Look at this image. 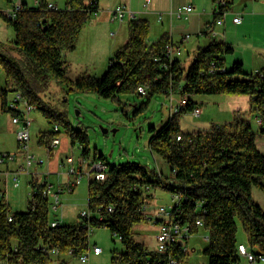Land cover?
<instances>
[{"label": "trees", "instance_id": "16d2710c", "mask_svg": "<svg viewBox=\"0 0 264 264\" xmlns=\"http://www.w3.org/2000/svg\"><path fill=\"white\" fill-rule=\"evenodd\" d=\"M211 1L221 12L229 9L233 0ZM48 3L49 0H37L36 5L28 6L22 2L14 20L4 16L14 37L10 45L0 42V66L6 84L5 88L0 87L1 110L11 116L21 115L8 106L10 94L19 92L44 115L59 121L70 143L78 142L81 156L89 160L85 133L75 129L61 114H49L40 105L34 86H42L48 77H53L69 90L92 91L112 99L123 93L141 94L139 85L145 87L147 97L178 90L185 102L160 127L150 126L148 139L150 151L166 162L171 178L162 180L160 173L140 163H106L104 179L87 182L89 216L81 217L78 213L75 222L63 223L60 219L55 226L50 224L53 216L49 198L37 194L34 207L28 201L26 210L11 211L0 191V259L7 264H67L62 257L68 251L78 256L87 249L89 222L93 228L108 227L124 245L122 252L114 253V262L157 264L168 254L182 260L188 253L181 243L173 245L167 254L148 250L134 240V225L147 219L144 206L151 186L181 195L172 214L188 224L191 233L199 229L194 225L195 219L202 220L200 228L207 233L202 253L207 256V264L239 263L237 221L245 232L248 249L264 256V210L251 194L252 187L264 192V154L255 142L257 133L264 134V69L246 72L240 61L228 69L224 54L231 52L232 46L214 36L195 50L185 68L180 57L171 60L165 57L163 46L169 40L166 35L148 43L149 21L133 17L127 22L126 42L114 51L105 72L72 79L65 74L63 53L74 49L84 23L98 9V0H66L62 9L48 8ZM217 14L213 12V21ZM11 50L20 57L11 55ZM194 94L247 96L249 113L261 123L255 131L248 119L237 116L223 124H212L207 130L182 131L178 116L197 108L190 98ZM58 135L59 126L56 131L41 133L38 144L48 147ZM54 249L56 253L52 252Z\"/></svg>", "mask_w": 264, "mask_h": 264}, {"label": "rangeland", "instance_id": "374dc122", "mask_svg": "<svg viewBox=\"0 0 264 264\" xmlns=\"http://www.w3.org/2000/svg\"><path fill=\"white\" fill-rule=\"evenodd\" d=\"M65 1L52 0L59 9L64 8ZM172 1L175 2V5H172L171 0H150L145 6L143 5L144 0H99V9L92 12L87 18L75 40L74 49L63 53L65 59L63 67L66 76L72 79L83 74L100 76L107 69L114 51L126 42L129 18L126 16L120 23L109 21L107 9L115 6L116 2L125 4L127 9L134 12V17L148 19L150 26L146 39L148 43H150L149 40L155 41L163 30L173 34L174 42L181 45L182 51L179 56L183 55L181 57L183 66L187 68L193 58L195 44H205L212 38V35L198 37L194 30L202 18L198 19L194 11L190 13L187 20L168 15L170 10H176L178 7L189 4L185 3L187 0ZM16 2L17 0H0V42L5 45L11 44L14 33L5 20L4 13L12 9ZM22 2L33 6L36 5L37 0H21V5ZM263 2L264 0H233L229 11L224 10L228 17L238 13L245 21L236 37H234V31L230 32L231 39L229 40H232L230 42L234 44L231 45L233 50L224 54L225 65L228 69L235 61H240L246 72L256 73L264 67V49L256 47H264V45H260L263 43V31H259L255 24L251 26L247 22L248 15L258 13V18L261 16L264 10ZM207 3L208 6L201 7L199 12L201 15L206 14L210 21L211 1L208 0ZM104 7L107 9H102ZM159 15L162 17L161 20L158 19ZM187 34L190 35L188 40L183 41L184 44L180 43L182 36ZM10 54L20 57L14 50H11ZM0 72V87L5 88L2 66H0ZM8 86L13 88L11 84ZM34 88L41 101L40 105L47 108L49 114L52 116L61 114L75 129H81L85 133L88 140L89 160L100 159L99 161L102 160L105 164L128 161L140 163L160 173L162 180L171 178L166 162L158 154L150 151L148 139L150 136L149 127H160L170 115L179 111V107L185 102L181 99L178 90L169 95L154 93L149 97L145 94L123 93L112 99L101 97L92 91L69 90L63 82L53 77H48L44 85L34 86ZM190 98L195 101L198 114L194 115L190 110H185L178 116L182 131L207 130L212 124H223L237 116L248 119L253 130L256 131L258 128L256 117L249 113V98L247 96L194 94ZM11 118V114L1 110L0 107V151L15 154L18 150L15 136L17 125L11 123ZM29 119L30 152L35 158L44 159V162L42 165L30 167L31 173L29 174L20 173L16 187L12 185L11 176L4 184L3 175H0V189L5 192V198L11 211L27 209L30 198L29 180L32 176L38 180L46 176L48 182L55 189L73 180L74 175L68 173L71 165L85 171L88 162L81 156L79 143L76 142L74 145L70 143L66 130L61 124H58L59 121L47 117L42 110L36 107L29 112ZM55 122L59 126L60 143L53 147L49 154L47 147L38 144V139L41 133L51 131ZM255 142L258 149L264 154V134L257 133ZM19 162L22 161L18 155L14 163L11 162L7 166L0 165V171L14 170ZM87 182L88 179L84 175L82 181L75 185L71 192L63 190L59 193L60 205H58L57 211L50 208L51 216L59 217L61 214L63 223L78 220V213L86 209ZM148 193L150 195L146 199L144 213H153L157 207L168 208L172 204L170 192L163 187L151 186ZM251 194L255 202L264 210V192L257 187H252ZM50 200L52 201V198ZM133 228L135 231L134 240L144 244L148 250H155L157 228L152 220L146 219L145 222L135 224ZM206 236V231L199 228L197 232L187 238L185 253L188 254L179 260L181 264H207V256L202 253V249L207 244ZM236 239L238 242H243L244 245L247 244L245 232L239 221H237ZM93 244L98 245L101 252L96 255L91 253L85 262H81L77 255L72 254L64 255L62 258L67 264H124L112 260L115 252L124 250V245L118 237L111 233L108 227L102 225L93 229L88 239V247L90 248ZM51 264H57V262ZM238 264H264V262L251 263L244 256H240Z\"/></svg>", "mask_w": 264, "mask_h": 264}, {"label": "built area", "instance_id": "2783aa9c", "mask_svg": "<svg viewBox=\"0 0 264 264\" xmlns=\"http://www.w3.org/2000/svg\"><path fill=\"white\" fill-rule=\"evenodd\" d=\"M149 2V0L144 1V5H146ZM223 2H220V5H222ZM48 8L56 9V5H53L52 3H48ZM21 9V0H17L14 7L12 9L7 10L4 13V16L8 19L14 20L16 18L17 12ZM193 11V6L191 4L183 5L181 7H178L174 11H170L169 15L174 16L178 19H187L188 15ZM213 12L218 13L217 18L214 21L208 22L204 25L203 29L200 30V34H205L207 32H210L212 34V26L214 24L221 25L225 21L226 12L225 11H219V8L217 5H214ZM128 17L129 19L134 17V12L127 9V7L123 4H118L114 6L113 9L109 11V21L110 22H122L125 17ZM161 15L158 16V19L161 20ZM232 21L234 23H239L241 21V17L239 15H236L232 18ZM189 35H185L184 39H188ZM164 55L169 60L173 59L174 57H178L181 54V47L177 45L176 43H173L170 39L164 43L163 46ZM1 74V72H0ZM138 91L141 94H145L146 89L144 86L139 85L137 87ZM8 106L11 109H15L20 111L21 115H13L11 118V123L17 125V129L15 131L16 141H17V152L9 153V152H1L0 151V165H5L15 161L16 157L19 155L22 162H19L18 165L14 170H8L2 171L1 174L3 175V183L6 184L8 181V177L11 176L12 185L14 187L18 186V175L20 173H31L30 167L33 165H42L44 162V159L42 158H35L33 154L30 152L29 147V125H30V119H29V112L31 109L34 108V106L30 103H28L19 92L14 91L11 94V97L8 101ZM192 113L194 115L198 114V109L195 108ZM257 124L259 125L261 123L260 119H257ZM54 131L58 129V126L54 124L53 128ZM177 140H180V136L176 137ZM60 143L59 137H53L50 140V143L47 147V153H49V149H52L53 147L57 146ZM17 154V155H16ZM84 160V159H83ZM86 164V170L76 169L71 165V167L68 170L69 174L74 175V178L72 181H69L64 184V186H58L57 188H53V185L48 182L46 176L40 178L41 180H38L35 176H32V178L29 180L30 184V191H29V201L32 207H34L35 199L37 194H40L41 196H45L47 198H52V201L50 200V208L54 211H57L58 205H60L59 202V193H61L63 190H67L68 192H71L75 185L79 184L82 181V178L84 175H86L87 179H95V180H103L105 177V169L106 165L101 164L97 159L87 160ZM46 174V173H45ZM35 183V186H33V183ZM39 185L41 187H39ZM0 191L3 193L4 197L5 192L0 189ZM171 195V202L172 204L167 208L164 206H160L155 208L153 213H145V216L147 219L152 220L153 224L157 228L156 231V240L157 245L155 247V251L158 253H169V249L173 245H177L178 243L183 249V251H186V245L185 242L187 238L192 234L190 232V226L188 224H183L179 220L175 219L172 214V209L178 205V203L181 200V195L177 192L170 193ZM6 199V198H5ZM108 210L111 211L112 208L108 207ZM146 210V204L144 206V211ZM81 217L89 216V212L86 209L81 210L79 212ZM62 218L61 214L59 217L53 216V219L51 220V226H55L59 223L60 219ZM11 219V216H8V220ZM194 225L200 228L202 226V220L200 218H196L194 221ZM93 227L87 222V236L89 239L90 234L93 232ZM207 238V236H206ZM183 245V247H182ZM238 253L241 256H244L249 262L255 263V262H264V256L262 255H255L252 253L248 247L242 243H239L237 245ZM52 252L56 253L57 250L54 249ZM101 252V248L93 244L90 248L87 247V249L78 255V258L81 262H85L89 255L91 253L93 254H99ZM68 254H71V251H68ZM0 264H7L6 261H3L0 259ZM157 264H181L179 260L176 258L167 255L166 259L161 262L159 261Z\"/></svg>", "mask_w": 264, "mask_h": 264}, {"label": "crops", "instance_id": "0c3cea01", "mask_svg": "<svg viewBox=\"0 0 264 264\" xmlns=\"http://www.w3.org/2000/svg\"><path fill=\"white\" fill-rule=\"evenodd\" d=\"M122 1H128V0H122ZM145 1V0H144ZM207 1L208 0H187L185 3H191V5L193 6V11H194V14L197 16V18L199 19V18H202L201 19V22L198 24V27H196L195 28V32L197 33V35H198V37H200V36H214V38L216 39V40H220V41H225V42H227L230 46L231 45H234L233 44V42H230V41H232V40H229V39H231L230 38V32L231 31H234V33H235V36L234 37H236L237 35H238V31L240 30V28L242 27V25H243V23L245 22L244 20H243V17L242 16H240L238 13H235V14H233L231 17H228V14L225 16V21H224V23L223 24H221V25H216V24H214L213 26H212V34L210 33V32H207V33H205V34H200L199 32H200V30L201 29H203V27H204V25L206 24V23H208V22H211V21H213V10H214V3H212V1H211V12H209V14H210V16H211V20L210 21H208L209 19L207 18V15L205 14V15H201V12H199V9L201 8V7H207L208 6V3H207ZM49 2L50 3H52L53 5H56V3H54V2H52V0H49ZM149 2H150V0H149ZM148 2V3H149ZM171 2H172V5H175V2H173L172 0H171ZM120 2H116V4H115V6L116 5H118ZM125 3V2H124ZM147 3V4H148ZM177 3V2H176ZM264 3V2H263ZM147 4L145 5V6H147ZM123 5H125V4H123ZM143 5H144V3H143ZM176 5H179V4H176ZM126 6V5H125ZM56 7H57V5H56ZM103 7V6H102ZM114 8V6H112L111 8H108L107 9V7L105 8H102V9H107L108 10V12L111 10V9H113ZM98 9H99V0H98ZM130 10V9H129ZM228 11H229V9H227ZM170 11H174V10H170ZM169 11V12H170ZM192 11V12H193ZM209 11V10H208ZM227 11V12H228ZM169 12H168V15H169ZM191 12V13H192ZM142 13H146V12H142ZM207 13V12H206ZM190 15V14H189ZM189 15H188V17H189ZM236 15H239L240 17H241V21H240V23H234L233 21H232V18L234 17V16H236ZM258 13H254V14H252V15H248L249 17H248V24H251V26H253L254 24H255V27H257L258 29H259V31L260 30H262L263 31V33H262V42L263 43H261L260 45H264V10H263V12L261 13V16H259V18H258ZM188 17H187V19H188ZM187 19H185V20H187ZM148 20V19H147ZM250 22V23H249ZM256 23H257V25H256ZM218 29V30H215V29ZM166 35L173 43H175L174 42V39H173V34H169L168 32H166L165 30H163L162 31V34H160L159 35V37L160 36H162V35ZM189 35V34H188ZM185 36V35H184ZM184 36H182V38H181V40H180V43H182V44H184L183 43V41H186V40H188V39H184ZM159 37H156V39H158ZM189 37H190V35H189ZM149 42H151V40H149ZM198 42V41H197ZM209 41H207L205 44H207ZM177 45H179L178 43H176ZM205 44H203V45H205ZM203 45H199V44H195V46L193 47V52H195V50L199 47V46H203ZM180 47H181V45H179ZM257 48H260V49H264V47L262 46V47H259V46H256ZM182 49V48H181ZM233 49V48H232ZM187 54H188V52H186ZM258 53H261V52H259L258 51ZM183 55H181V56H179L180 58L182 57ZM261 69H264V67L263 68H261ZM3 170H1L0 171V175H1V172H2ZM2 176V175H1ZM2 181H3V178H2ZM239 243H243V242H239ZM244 244V243H243ZM93 254V253H92ZM94 255H96V254H94Z\"/></svg>", "mask_w": 264, "mask_h": 264}, {"label": "bare ground", "instance_id": "6f19581e", "mask_svg": "<svg viewBox=\"0 0 264 264\" xmlns=\"http://www.w3.org/2000/svg\"><path fill=\"white\" fill-rule=\"evenodd\" d=\"M99 161V160H98ZM101 164H103V165H106L105 163H103L102 161H99Z\"/></svg>", "mask_w": 264, "mask_h": 264}]
</instances>
